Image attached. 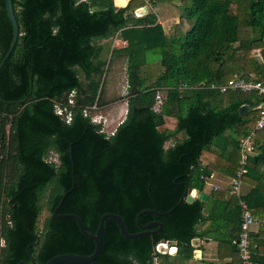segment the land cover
<instances>
[{"label": "trees", "instance_id": "trees-1", "mask_svg": "<svg viewBox=\"0 0 264 264\" xmlns=\"http://www.w3.org/2000/svg\"><path fill=\"white\" fill-rule=\"evenodd\" d=\"M143 1L116 8L114 0H11L18 37L0 68V264H31L30 257L33 264H46L57 255L93 253L94 243L73 219L52 215L73 186L70 151L75 184L58 215H75L85 231L95 233L101 216L114 214L135 234L141 232L138 213L170 212L141 215L140 225L157 221L162 230L137 239L122 237L106 219L101 252L89 264H150L161 241L175 242L176 252L157 255L158 264H180L192 258L191 242L203 238L198 226L206 203L185 198L188 191L201 193L213 172L235 176L238 143L255 125L260 99L256 93L196 87L250 74L264 84V0H179L169 39L151 13L126 18ZM240 27L252 37L239 39ZM115 37L125 46L111 49L110 59H126L128 95L126 116L108 136L85 112L101 101L102 55L110 48L99 42ZM11 41L0 0V64ZM157 51L162 71L147 84L142 67L147 54ZM158 89L166 90V98L155 112ZM244 106L247 112L240 114ZM58 109L70 115L68 122ZM167 118L175 119L174 129L160 130ZM51 153L58 164L47 161ZM244 184L250 190L242 199L254 216H264V130L255 136ZM229 198L211 195L230 216V233L223 238L238 257L232 242L239 235L240 210Z\"/></svg>", "mask_w": 264, "mask_h": 264}, {"label": "crops", "instance_id": "crops-1", "mask_svg": "<svg viewBox=\"0 0 264 264\" xmlns=\"http://www.w3.org/2000/svg\"><path fill=\"white\" fill-rule=\"evenodd\" d=\"M128 1L129 0H114V6L116 8L125 7ZM156 4L151 1H145V4H143L141 7H138L132 13V15L135 17H143L147 13H150V6L152 9L155 8L156 13L154 16L156 17V21L163 27V30L167 35L169 28L168 26L169 19L168 17L166 18L167 23L165 21L162 22L159 19V17L157 16V8H156L158 6V3ZM165 4L171 5L169 2ZM146 5L147 6L149 5V7H147ZM138 9L143 10L144 14L141 16H137L135 13ZM174 9L175 8L173 7L170 12L174 11ZM177 22L178 20L175 21L174 25ZM114 40H116V42L122 45L120 48L125 46V44L117 40L116 37L114 38ZM115 49H119V48H115ZM161 71L162 70H160V72ZM165 122H166L165 125L169 124L171 126V128L167 127L165 129L167 130L174 129L175 119L167 118L165 119ZM115 129L113 131H115ZM168 145H166V147ZM230 179H231L230 177H226L220 175L217 172H213L209 176L208 180H206L202 192L208 196V199L203 201L204 203H206L205 206L207 207V209L204 213L205 217L203 223L199 224L198 226L199 232L204 234V236L202 239H194V241L191 242V247L193 248L192 258L180 264H231L232 262L238 261V257L235 249L229 247L224 242L225 241L224 239L230 233V225L228 223L230 216H228V214L225 213L222 206L215 205V203L213 202L214 199H211V195H214L215 193H217L220 196H223V193H225L227 198L226 200L230 201L229 200L230 198L228 196V185ZM245 186L246 187L243 189V193L247 194L248 191L250 190V187L247 185ZM194 191H195V197H194L195 199L197 198L199 192H197L196 190H192V192ZM210 218H212L213 220H209ZM257 218L264 221V216H259ZM251 243L254 249L256 250V252L253 255L254 256L253 259L255 260L256 263L262 261V259L264 258V226H256L253 228Z\"/></svg>", "mask_w": 264, "mask_h": 264}, {"label": "rangeland", "instance_id": "rangeland-1", "mask_svg": "<svg viewBox=\"0 0 264 264\" xmlns=\"http://www.w3.org/2000/svg\"><path fill=\"white\" fill-rule=\"evenodd\" d=\"M144 0L143 4H145ZM165 3H170L171 5H166L165 3H158L157 8V16L162 22H166V18L169 19V28H168V34L166 37L169 39L172 35V27L176 20H178L179 14H180V1L178 0H164ZM156 4V3H155ZM151 5V4H150ZM157 5V4H156ZM155 5V6H156ZM147 6V5H146ZM149 7V5L147 6ZM175 8L174 11L170 12L172 8ZM150 13L155 15L156 11L155 8H151L150 6ZM174 18V19H173ZM176 19V20H175ZM167 23V22H166ZM238 35L239 39H243L245 37L250 38L252 37V33L250 30H246L243 27H240L238 29ZM254 37V36H253ZM101 45H103L105 48L104 54L102 55L104 61L106 62V66L104 68V75L100 79V84L102 90L101 95V101L99 103V106L97 108H93L88 112V116L91 118V121L95 124H100L101 127H104L105 134L109 135L110 132H112L118 124H120L125 116H126V97L128 95V89H127V79H126V63L125 58L122 56H113L112 59H110L111 56V49L120 48L122 45L114 39H110L108 41H100ZM237 46V44L235 45ZM110 51V52H109ZM253 56H257V51L252 52ZM148 59L145 63V66L142 67V75L145 77L147 84H150L154 79L158 76L160 73V70L162 68L160 67L159 61H160V53L154 52L151 54H147ZM80 81L83 83V76L81 73L78 74ZM165 89H162L160 91L163 99L165 98ZM70 98V97H69ZM228 100V97H225V101ZM113 116V117H111ZM171 128L169 124L164 125L160 130H164L165 128ZM180 136V135H179ZM168 145V144H166ZM57 156L53 153L49 154L47 161H55ZM55 164V163H54ZM245 185L241 186V196L244 194L243 189L245 188ZM47 216L46 210H44L39 218H38V228L42 227V223L44 219Z\"/></svg>", "mask_w": 264, "mask_h": 264}, {"label": "built area", "instance_id": "built-area-1", "mask_svg": "<svg viewBox=\"0 0 264 264\" xmlns=\"http://www.w3.org/2000/svg\"><path fill=\"white\" fill-rule=\"evenodd\" d=\"M200 90H210L218 92L219 94H224L228 91H239L242 93H256L259 97L260 101L257 105L258 117L255 122L253 128L249 131V133L242 137L238 143L239 149V159L237 163V169L235 176L232 177L229 181L228 185V195L233 198L237 206L240 210V222H239V235L237 240L233 241L232 244L235 245L238 251V260L239 264H257L253 260L252 253V243L251 236L253 228L256 226H264V221L258 219L253 215L252 211L249 209L248 205L242 199L241 196V186H242V177L245 173V168L247 165L248 157L253 153L254 149V139L257 132L264 130V84H262L254 74H250L247 78L234 75L230 81L225 84H210L205 85L201 84L196 87ZM161 89L157 90L154 104V111L160 112L161 107L166 98L163 99L161 93ZM95 108V107H93ZM92 108V109H93ZM59 116H63L65 114V120L68 122L70 119V115L68 113L62 112L60 109L56 112ZM88 112H85L87 115ZM101 133H105L104 127H101ZM113 132H110L108 136L113 135ZM48 162H51L48 160ZM52 163L58 164L57 158ZM159 243L153 248L152 260L150 264H158L159 254L157 251ZM164 245L168 247V252L165 255H174L176 252V247L174 254H170V250L173 247H170L167 241L164 242ZM0 248H4V241L0 239Z\"/></svg>", "mask_w": 264, "mask_h": 264}, {"label": "water", "instance_id": "water-1", "mask_svg": "<svg viewBox=\"0 0 264 264\" xmlns=\"http://www.w3.org/2000/svg\"><path fill=\"white\" fill-rule=\"evenodd\" d=\"M5 1V10H6V14L8 17V20L11 24L12 27V41L9 47V50L6 54V56L3 58L1 64H0V68L2 67V65L5 63V61L7 60V58L9 57V55L11 54L12 50L15 47L16 41H17V37H18V25L15 19V15H14V11H13V6L11 3V0H4ZM136 14V13H135ZM133 15L132 14H128L126 18H131ZM247 112V107L244 106L242 108H240V114H244ZM70 160H71V164H72V174H71V178H72V188L69 189L60 199L59 204L57 205V207L53 210L52 215L55 218L58 219H62V218H71L73 219L76 224L77 227L80 231V233L90 239L93 243H94V251L91 255H75V254H63V255H57L53 258H51L50 260H48L46 262V264H89L92 261H94L100 254L101 252V247H102V236H103V226H104V221L106 219H111L112 221L115 222V224L118 227L119 233L121 234L122 237L126 238V239H137V238H141L147 235H155V234H159L162 230V225L160 222H152L150 224H147L145 226L140 225L139 223V218L141 215L143 214H153V215H157V216H162V215H167L170 212H167L165 214H159L155 209L153 210H144L140 213H138L136 215L135 218V222H136V226L141 230V232L135 233V234H129L126 232L124 224L122 222V220L120 219L119 216L114 215V214H105L103 216H101L100 220H99V224L98 227L95 231V233H89L87 231H85L82 228V224L79 220L78 217H76L75 215H58L57 212L60 209V206L62 205L64 199L66 198V196L72 191L75 181H74V173H73V161H72V152L70 151ZM193 194V195H192ZM195 197V191H188V194L185 198L186 202L190 203L194 200ZM197 198L200 201H205L208 199V196L206 194H204L203 192L199 193ZM152 227H157L156 230L153 231H148L150 228ZM194 241V240H193ZM165 241H161L159 242V245L157 247V251L159 254L165 255L168 252V247L166 245H164ZM168 245L170 247H175L176 243L175 242H169L167 241ZM31 259V264H33V260ZM19 264H25L24 262H20Z\"/></svg>", "mask_w": 264, "mask_h": 264}, {"label": "bare ground", "instance_id": "bare-ground-1", "mask_svg": "<svg viewBox=\"0 0 264 264\" xmlns=\"http://www.w3.org/2000/svg\"><path fill=\"white\" fill-rule=\"evenodd\" d=\"M144 14V11L143 10H141V9H138L137 11H136V15L137 16H141V15H143ZM193 195V194H192ZM168 250V249H167ZM174 252H175V248L173 247L171 250H170V254H174Z\"/></svg>", "mask_w": 264, "mask_h": 264}, {"label": "flooded vegetation", "instance_id": "flooded-vegetation-1", "mask_svg": "<svg viewBox=\"0 0 264 264\" xmlns=\"http://www.w3.org/2000/svg\"><path fill=\"white\" fill-rule=\"evenodd\" d=\"M153 228V227H152ZM152 228H150L148 231H153V229ZM38 241H39V239H38ZM38 241L36 242V243H38ZM36 245V244H35Z\"/></svg>", "mask_w": 264, "mask_h": 264}]
</instances>
